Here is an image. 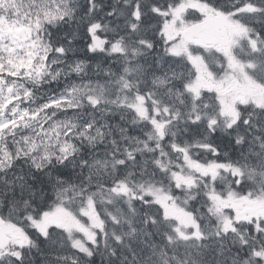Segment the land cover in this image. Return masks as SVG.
Masks as SVG:
<instances>
[{
	"label": "snow or ice",
	"instance_id": "snow-or-ice-1",
	"mask_svg": "<svg viewBox=\"0 0 264 264\" xmlns=\"http://www.w3.org/2000/svg\"><path fill=\"white\" fill-rule=\"evenodd\" d=\"M0 264H264V0H0Z\"/></svg>",
	"mask_w": 264,
	"mask_h": 264
},
{
	"label": "bare ground",
	"instance_id": "bare-ground-1",
	"mask_svg": "<svg viewBox=\"0 0 264 264\" xmlns=\"http://www.w3.org/2000/svg\"><path fill=\"white\" fill-rule=\"evenodd\" d=\"M223 146V145H222Z\"/></svg>",
	"mask_w": 264,
	"mask_h": 264
}]
</instances>
